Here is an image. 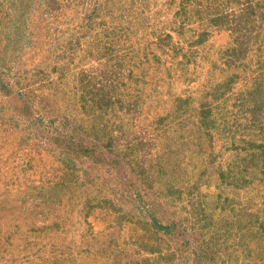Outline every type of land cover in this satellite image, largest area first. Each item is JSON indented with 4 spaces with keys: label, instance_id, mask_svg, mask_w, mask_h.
<instances>
[{
    "label": "rangeland",
    "instance_id": "1",
    "mask_svg": "<svg viewBox=\"0 0 264 264\" xmlns=\"http://www.w3.org/2000/svg\"><path fill=\"white\" fill-rule=\"evenodd\" d=\"M75 1L88 0H72L71 6ZM122 1L127 6L135 0ZM36 2L41 15L30 12L35 1L0 0L2 18L6 12L23 16L18 25L27 47L23 51L15 41L7 46L13 35L0 37V72H12L4 87H14L9 97L0 92V264H233V256L211 254L214 247L198 234L191 204L204 193L215 198L217 209H246L254 196L255 210L264 209V177L253 176L264 170L261 157L255 161L260 167L244 171L247 188L218 179L220 171L237 173V164L244 167L250 153L264 146V121L253 126L239 112L247 93L264 86V40L246 46L244 59L229 66L225 52L237 45L232 34L202 26V16L185 20L186 26L169 21L171 38L135 41L148 46L131 63L138 82L117 77L113 97L136 92L147 99L142 114L127 116L117 105L100 110L83 103L80 67L65 70V44L83 15L69 7L58 18L48 0ZM211 3L193 7L205 10ZM232 6L221 10L234 12ZM157 10H164V21L174 20L178 5L163 3ZM260 12L264 27V0ZM98 57L89 68L103 69L108 61ZM42 100L48 102L44 110ZM40 134L53 150L37 148ZM77 157L83 161L65 169ZM154 221L164 228L180 225L184 249L145 247L140 239Z\"/></svg>",
    "mask_w": 264,
    "mask_h": 264
},
{
    "label": "trees",
    "instance_id": "2",
    "mask_svg": "<svg viewBox=\"0 0 264 264\" xmlns=\"http://www.w3.org/2000/svg\"><path fill=\"white\" fill-rule=\"evenodd\" d=\"M33 1L35 3L31 6V14L36 15L37 10L38 15H41V3L38 4L36 0H29L30 3ZM69 1L71 2L69 3ZM260 1L212 0V3L205 10H199L194 7L199 6L201 0H178V2L177 0H135L132 5L128 4L127 6L122 0H110L111 3L105 6H102L101 0L75 1L73 2V6H71L72 0H68L67 5H60V0H48L52 11L58 15V18L66 17L69 7H74L70 11H76L78 14L83 15V20L80 18V22L76 26V32L72 35L73 39L68 40L65 44V52L64 56H62L64 58H61L63 64H67L65 70L70 71L74 69L73 66L80 67L78 76L81 86L77 89V92L80 93L79 100L83 103L92 102L93 106L100 110L105 108L106 110H109V108L113 110L114 105H117L119 106V111L125 113L127 116L142 114V108L147 101L145 96L136 92L118 94L116 95L117 97L112 96L115 91L114 88L118 87L116 82L118 75H122L123 79L128 77L131 84L138 82L135 75L130 74L134 72L131 69V63L139 59L146 52L148 46H134L137 39H139L138 41L146 39L158 41L159 38L161 40L171 38L169 35L170 31H167L168 25H166L169 21L183 20L182 25L186 26L188 24H184L185 20L189 18L192 20V16H202V18L200 17L202 26L214 25L217 26L218 30L232 34L237 45L225 52L226 56L230 59L227 63L230 66L244 59L246 46L252 44V42L255 43L258 39L260 41L264 40V27L259 22L261 15ZM97 3L99 7L94 9L93 13H89L88 8L92 9V5L95 8ZM163 3L178 5V11L174 15V20L171 18V20L164 21V18H161L164 10L158 12L157 8L162 6ZM229 3H233L232 9L234 12H222L221 6H226ZM187 5H191L192 10L187 11ZM108 8H115V10ZM150 8L151 11L149 10ZM100 18L102 19L99 21ZM159 18H161V21H159ZM19 21L23 22V16H19L15 12H6L4 18L0 15V26L4 29L3 33L0 31V37L5 35L7 38H10L13 35V42L9 41L6 45L14 44L15 41V44L17 43L15 46H18L19 49L21 47L24 51L27 50V47L23 44L25 34L22 32L21 25H18ZM82 22L84 23L83 26ZM71 24L67 23V25L73 26ZM101 28L103 32H101ZM203 34L206 36V29H204ZM1 45L4 46L5 44L1 41ZM13 51L14 53L11 52V55L17 57V48L15 47ZM99 55L108 61L103 69L95 66L89 68L88 64L94 59L97 60ZM10 58L13 57L10 56ZM10 73L12 72L8 67H5L0 72V92L2 90L4 92L3 96L6 93L8 97L11 94L13 95L12 88H14L9 89L4 87L8 83L7 79L11 76ZM41 74L45 75L47 73L42 71ZM263 89L264 86L262 88L255 87L249 91L242 105L243 108L239 110L245 116L249 115V121L253 126L260 125L264 121ZM86 94H89V96ZM9 102H7V105L10 107L11 103ZM39 103L42 104L43 110L45 106H48V102L45 100ZM205 114V118H207V111ZM234 124L235 127L238 126V124ZM108 128L109 126L105 127V129ZM35 136L41 141V143L36 144L39 150L46 145L50 149L51 145L45 142L43 135ZM52 136L47 135L45 137L49 139ZM55 139L58 141L57 138ZM140 144L142 148L145 147L144 142H140ZM1 149L2 146L0 147ZM257 152L253 151V156L250 153L249 158L244 162V167L237 164V173L231 175L220 171L218 179L226 184L230 180L233 185L239 187H244L245 185L244 189L247 188L249 185H246L247 182L245 180L247 176L244 175V171L249 172L257 166L260 167L259 163H256L255 166L257 157H261L264 162V146L259 153ZM70 160L73 161L72 166L66 165L65 169L73 168L76 161H83L78 157L70 158ZM26 171H29V169ZM253 176L255 179L256 177L263 179L264 170H257ZM62 181H64V178ZM196 197L195 202L191 206L195 211L196 217L198 216L197 224L200 226L198 227V234L202 237L208 236V244L214 247V249V245H216L218 249L214 251L212 248L211 251V254L215 255L216 259H220L218 257L220 254H226L228 257H234L232 260L233 264H252V261L254 262L255 259L260 261V263L257 262L256 264H264V209L258 208V211L255 210L257 208L256 200L259 199L254 198V196L251 197V200L255 204L246 209L229 208V206L217 209V207H213L214 203H212L215 201V198H208V195L204 193H200ZM218 210L219 213H217ZM180 227V225H172L171 227L164 228L158 221H154V223L148 224V227L146 226L147 232L144 233L145 238H141L140 241H144V246L149 248V250L158 251L160 249L163 250L165 247L166 249L172 248L173 252H180L184 249V242H181L180 239L185 234L181 233L183 229ZM165 236L170 238V243L165 240ZM174 240L176 241L175 246L172 243ZM214 252L219 254L216 255L217 253ZM171 256H174V254L171 253ZM171 256H169L170 259H172Z\"/></svg>",
    "mask_w": 264,
    "mask_h": 264
}]
</instances>
